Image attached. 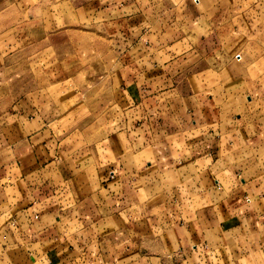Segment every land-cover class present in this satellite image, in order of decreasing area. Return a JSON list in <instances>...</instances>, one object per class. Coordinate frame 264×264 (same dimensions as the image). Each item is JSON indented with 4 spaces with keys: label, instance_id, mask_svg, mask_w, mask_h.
<instances>
[{
    "label": "crops",
    "instance_id": "crops-1",
    "mask_svg": "<svg viewBox=\"0 0 264 264\" xmlns=\"http://www.w3.org/2000/svg\"><path fill=\"white\" fill-rule=\"evenodd\" d=\"M219 1L170 0L169 22L142 27L117 53L102 103L64 78L45 110L15 95L0 59V264H264V112L251 98L264 59L237 54L196 67L177 45L186 38L179 29L209 23ZM48 2L50 30L79 13L90 21L140 8V0ZM114 104L119 127L92 146L85 118L107 120ZM85 152L99 155L98 166L81 164L86 186L63 165ZM128 202L145 222L137 240L113 238L105 224L115 217L126 232Z\"/></svg>",
    "mask_w": 264,
    "mask_h": 264
},
{
    "label": "rangeland",
    "instance_id": "rangeland-1",
    "mask_svg": "<svg viewBox=\"0 0 264 264\" xmlns=\"http://www.w3.org/2000/svg\"><path fill=\"white\" fill-rule=\"evenodd\" d=\"M231 1L220 0V9L211 11L209 23L179 29L178 36L186 38L183 44L177 43L178 48H189L193 52L194 66L215 60L223 62L237 54L248 55L251 60L264 59V0H234L230 6ZM48 3V0H0V50L4 52L0 59L1 64L9 66L7 80L14 85L17 97L28 94L38 103L45 102L42 105L45 110L49 108V97H57L55 84L64 78L76 82L84 100L91 103L100 100L102 103L103 98L111 95L107 88L109 71L117 53L139 34L142 27H148L152 22H156V27L160 26L158 21L169 22L171 13L170 0H140V8L136 10L133 4L128 15H117L111 9L100 18L89 21L79 13L78 20L50 30L43 25L47 14L44 4ZM135 13L139 15L138 19ZM58 95H62V91ZM251 98L256 112L263 113L264 76L258 80ZM105 108L104 112L110 113L107 120L103 115L97 120L85 118L83 122V129L92 128L90 144L100 139L99 135L104 138L119 127V107L114 104ZM9 119L13 121L12 116ZM96 143L98 147L103 145L102 140ZM86 153L83 160L63 164L67 166L70 181L84 183V186L90 185L91 179L81 164L96 162L99 165L97 153L93 159L86 157ZM85 191L86 188L80 194ZM75 197H79V193ZM126 205L129 208L126 232L119 231L120 221L115 217L105 224L117 232L113 238L122 233L137 240L144 236L140 231L145 222L139 215L140 209L129 202ZM104 206L100 207L102 213H106ZM96 236L95 232L94 238ZM88 238L85 233L84 240Z\"/></svg>",
    "mask_w": 264,
    "mask_h": 264
},
{
    "label": "built area",
    "instance_id": "built-area-1",
    "mask_svg": "<svg viewBox=\"0 0 264 264\" xmlns=\"http://www.w3.org/2000/svg\"><path fill=\"white\" fill-rule=\"evenodd\" d=\"M198 1V0H197ZM35 218H37V215L34 216Z\"/></svg>",
    "mask_w": 264,
    "mask_h": 264
}]
</instances>
